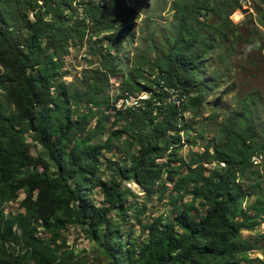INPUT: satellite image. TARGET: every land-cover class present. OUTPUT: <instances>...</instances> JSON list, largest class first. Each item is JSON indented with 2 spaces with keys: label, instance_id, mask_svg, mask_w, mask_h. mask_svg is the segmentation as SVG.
Here are the masks:
<instances>
[{
  "label": "trees",
  "instance_id": "obj_1",
  "mask_svg": "<svg viewBox=\"0 0 264 264\" xmlns=\"http://www.w3.org/2000/svg\"><path fill=\"white\" fill-rule=\"evenodd\" d=\"M170 1L166 33L153 21L158 8L138 5L146 20L125 68L141 16L132 0H0V264H75L80 252L58 244L70 225L94 244L97 264H264L250 257L264 255V233L243 237L264 223L257 96L220 125L211 114L203 127L214 139L191 164L180 156L194 124L187 114L200 118L222 85L214 66L234 52L239 5ZM72 49L92 52L73 87L63 81ZM125 181L149 200L168 193V213L142 224L144 207ZM21 193L19 212L6 214ZM131 219L143 241L123 228Z\"/></svg>",
  "mask_w": 264,
  "mask_h": 264
},
{
  "label": "rangeland",
  "instance_id": "obj_2",
  "mask_svg": "<svg viewBox=\"0 0 264 264\" xmlns=\"http://www.w3.org/2000/svg\"><path fill=\"white\" fill-rule=\"evenodd\" d=\"M132 6H134L137 11L141 14L140 18L133 21L135 30V43L130 44L129 49L123 54L124 61L122 63L125 68L131 65V58L134 52V48L140 43L141 35L140 28L146 20L143 14L144 10L139 8V4L144 7H155L158 8L153 21L158 25L160 32H167V26L174 22L173 14L170 12V0H132ZM135 3V4H133ZM253 11L254 13L247 15L245 21L236 27L234 32L229 35V40L231 42V47H234V52L229 54L227 50L223 53L226 56L225 60L218 61L215 63V70L220 69L219 78L222 80L221 87L215 92L209 94L208 103L204 106L203 113L200 118L194 117L192 114H187V119L193 122V129L189 132L188 138L186 134L182 138V146L180 147V156L184 158L187 164H191V160L201 153L204 152V147L208 144L209 140L214 139L213 133H211L209 128L204 129L203 125L208 123L207 118L216 112L218 115V124H222L226 117H231L235 115L238 110H240V102L245 100L250 96H257L260 106L256 114H254L253 119L258 121L257 129L259 131H264V3L258 0L253 1ZM236 21L241 20L240 16L235 17ZM95 44L91 42L92 46L97 47L99 51V44L97 39H93ZM214 52V55H216ZM92 52L89 49L77 50L72 49L70 56L66 59L65 77L63 81L67 85L73 87L78 84L80 77L87 68V58L91 57ZM218 54V53H217ZM117 87L115 84L112 91L113 95L117 97ZM2 100V92L0 89V101ZM130 101L129 106L137 105V99L130 98L126 102ZM125 100H120L117 105H121ZM112 123L109 122V126ZM95 125V121L92 127ZM189 139V142H188ZM264 141V140H263ZM28 142L32 144V139L29 137ZM40 148L31 147L32 153L35 155ZM107 158L115 160L117 155L107 153ZM106 163V158H103ZM257 159L254 160L256 162ZM175 166V164H174ZM179 167V164H176ZM261 182L264 188V170L260 169ZM107 173L105 179H108ZM124 186L130 187L139 198H131L132 204L138 203L142 208L144 207V212L142 217L139 219L142 224L151 222L153 219L164 216L168 213L169 202L168 193L166 200H160L155 197L152 199H146L145 191L142 190L136 183L124 182ZM172 189V186L169 188ZM169 190V191H170ZM25 194L21 193L17 201L9 203L6 205V214L17 213L20 210L19 204L25 199ZM91 200L96 203H101L103 197L99 194L97 190H94L90 195ZM188 200V199H187ZM140 207V208H141ZM138 219H131L123 228L126 231H131L133 238L139 242L145 239V236L141 233V223ZM261 226V225H260ZM264 233V223L262 226L257 228L255 231L245 232L243 237L245 239H252L257 237V235ZM38 236L43 237L47 240L51 238V235L45 232L43 227L38 228ZM66 243V247L74 249L76 253L80 252V258L75 264L85 261L86 264H97L95 260V254L93 253L94 244L86 237L85 233L78 226L70 225L61 233V239H59L58 244L63 245ZM21 248L16 247L17 252ZM252 259L260 258L264 259L263 252H253L250 254Z\"/></svg>",
  "mask_w": 264,
  "mask_h": 264
},
{
  "label": "clouds",
  "instance_id": "obj_3",
  "mask_svg": "<svg viewBox=\"0 0 264 264\" xmlns=\"http://www.w3.org/2000/svg\"><path fill=\"white\" fill-rule=\"evenodd\" d=\"M232 1L238 3V5H239V8L230 17L232 22H233V25L235 27H238L240 24H242L245 21V18H246L247 15H250V14L254 13V11H253V7H254L253 6V1L254 0H249L248 4L242 3L241 0H232ZM245 6H249V7L245 8ZM236 16H240L241 20L236 21L235 20Z\"/></svg>",
  "mask_w": 264,
  "mask_h": 264
},
{
  "label": "built area",
  "instance_id": "obj_4",
  "mask_svg": "<svg viewBox=\"0 0 264 264\" xmlns=\"http://www.w3.org/2000/svg\"><path fill=\"white\" fill-rule=\"evenodd\" d=\"M241 2L242 3H244V4H248L249 3V0H241ZM249 6H245V8H248ZM145 98V97H144ZM124 103V102H123ZM127 103V105H130V101L129 102H126ZM260 162V160L259 159H257V161H256V165L258 164Z\"/></svg>",
  "mask_w": 264,
  "mask_h": 264
},
{
  "label": "bare ground",
  "instance_id": "obj_5",
  "mask_svg": "<svg viewBox=\"0 0 264 264\" xmlns=\"http://www.w3.org/2000/svg\"><path fill=\"white\" fill-rule=\"evenodd\" d=\"M137 103H138V101H137Z\"/></svg>",
  "mask_w": 264,
  "mask_h": 264
}]
</instances>
